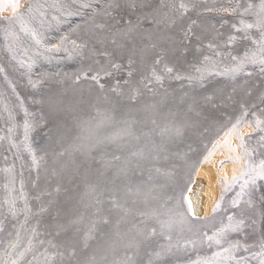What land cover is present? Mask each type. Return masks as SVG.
I'll return each instance as SVG.
<instances>
[{
	"label": "rangeland",
	"instance_id": "rangeland-1",
	"mask_svg": "<svg viewBox=\"0 0 264 264\" xmlns=\"http://www.w3.org/2000/svg\"><path fill=\"white\" fill-rule=\"evenodd\" d=\"M20 1L12 13L2 12L0 6V264H72L81 260L82 250L88 253L82 254L81 264H95L88 225H92V122L101 113L93 105L98 99L117 105V110L149 113L162 108L166 115L159 122L163 124L166 116L175 118L156 131L171 132L161 147L168 161L151 165L161 173L158 180L164 190L163 200L155 203L163 215H170L160 225L170 230L162 238L152 236L154 251L145 253L136 235L130 241L120 240L102 264L108 260L111 264H264V177L250 171H260L264 161L262 0ZM86 108H92L94 117L84 116ZM132 119L135 122V116ZM246 122L255 130L241 137L245 167L226 186L213 212L196 216L187 191L199 163L218 135ZM67 128L69 138H63L59 132ZM136 151L138 156L131 161L114 156L121 161L120 166L113 165L118 181L129 177L135 164L139 163L135 173L141 172L144 153L139 154L145 148ZM51 152L71 153L69 162L78 165L70 162L73 168L68 169L76 171L71 173L66 166L58 171ZM79 163L90 171L78 169ZM75 224H80L76 231L81 239Z\"/></svg>",
	"mask_w": 264,
	"mask_h": 264
},
{
	"label": "bare ground",
	"instance_id": "bare-ground-1",
	"mask_svg": "<svg viewBox=\"0 0 264 264\" xmlns=\"http://www.w3.org/2000/svg\"><path fill=\"white\" fill-rule=\"evenodd\" d=\"M20 2H21L20 0H0V6L2 7L1 10H2V12L7 11V13H9V12L12 13L20 5ZM1 10H0V12H1ZM95 94L93 95V97H96ZM101 94H102V92H101ZM87 95H89V94H87ZM77 97H79V96H77ZM77 97H76V99H78ZM171 99H172V97H171ZM120 100L124 101L122 98H120ZM73 101H71V102H73ZM78 101H80V98L78 99ZM94 101H95V99H94ZM96 101L97 102L93 106L98 107L99 110L101 111V113L98 114V116L96 115L97 118L95 120L93 119L94 122H92V120H91L92 127L94 128V132H93V136L92 137L94 138L93 140L95 142V147H91V148H94L93 149L94 150V161L92 160L94 162V164L92 165L93 168L91 167L92 168V172L91 173H92V177H93V181H92L93 184H91L92 185V200H91V207H92V210H91V214H92L91 215L92 216L91 219L92 220L91 221H92V225H88V226L92 227V228H90L91 231H92V240H91V242L90 241L89 242L91 243V246H90L91 251H93L95 253L94 254L95 258L92 260V262H94L95 264H102L101 262L102 261L104 262V257L108 256L110 251L111 252L113 251V246H114V244L116 242H118L120 240H124V239H129V241H130L132 239V238L130 239V237L132 235L133 236L136 235L137 237L140 238V240H141L140 242H142L141 247H142V250L145 253V251L149 252L150 249H153L152 251H154V245H153V243L151 241V239L153 238L152 236H158V237L162 238V236L165 234V232L170 230L168 225H167L168 228L166 227V229H163V227L160 225V223L163 222V220L166 219V221H168L170 219L169 218L170 215L165 212L166 215H167L166 216L164 214L166 216L165 217L162 214V212H163L162 208H160L159 206L156 205L157 201L160 202V201L163 200L164 190L162 188H160V180H158V177H159V179H161V177L159 176L160 172H158L154 166L153 167L155 169L151 168L152 167L151 165H156V164H160L162 162L168 161L165 158H163L162 151H161L162 148L161 147H162V144H164L168 140V139L166 140L167 135L170 134L171 132L168 133V134H166L167 132L166 133H162V135H161L160 133H157L156 131L161 129L162 128L161 126H163L164 124L166 125V124H168V122L170 123V121H173V119H175V118H172V119L168 120L169 116H166L168 118L165 120L166 122L163 121V122H165L163 124V123H161L162 121L159 122V120H161L162 117L166 115L165 113L162 114V112H160V111H162L161 110L162 108L161 109L158 108L160 110H158V109L155 110L154 109L153 111L151 109V112H149V113H142V112H140L141 110H139V109L138 110L137 109L136 110H132L130 108L131 110L130 109L126 110V107H125V109L123 108L124 110L121 109V108H119L117 110V105L113 104V105L110 106V102H107V103L106 102H102V100L100 101V99H98ZM160 101L161 100H159V102ZM175 101H178V100L176 99ZM175 101L173 103H175ZM81 102H82V100H81ZM125 102L126 101H124V104H125ZM170 102H171V100H170ZM53 103L54 102H52V104ZM119 103H121V101ZM178 103H179V101H178ZM129 104L131 105V103H129ZM134 104H135V102H134ZM162 104L163 103L161 102V106L165 109V112L169 111V109L167 110V108H165L163 106V105H165V103L163 105ZM62 105H63V102H62ZM62 105H60V106H62ZM65 105H67V104L65 103ZM85 105H88L87 102H86ZM90 105H91V103L89 104V106ZM121 106H125V105H121ZM126 106H128V104ZM132 106H129V107H132ZM159 106H160V104H158L157 107H159ZM57 107L58 106H56V108ZM78 107L81 108V106H79V105H78ZM154 108H156V107L154 106ZM74 110H75V108L72 110L73 113H74ZM83 113H84V116L86 115V117L88 119V118H91L90 116H93L94 111L91 108V109L84 110ZM134 116L136 118L135 122L132 119ZM151 116L153 118L155 117V119H157V120L155 122L154 121L152 122L151 119H150ZM187 117H189V116H187ZM181 119L183 120V118H181ZM185 119H184V121H187V118H185ZM129 120H131V122H129ZM152 120H154V119H152ZM182 120H180V121L182 122ZM82 121H84V120H82ZM128 122L130 124H127ZM83 123H85V122H83ZM71 126H72V124L70 125V127H68V128H70V130H71ZM62 127L60 128V130L62 129ZM66 127H67V125H66ZM66 127H63V128H66ZM68 128L66 129V131H64V129H63L62 132H59L60 130L57 131V132L62 133L63 134L62 135L63 138H69V137H67L68 136L67 135L68 134V131H67ZM146 128L148 130H145ZM238 130H240V131H238ZM254 130H255V127L250 122H246V123L242 124L239 127V129H238L237 126L232 125L229 128L225 129L220 135H218L213 140V142L209 146L208 150L204 154L201 162L199 163V165L197 167V170L195 172L194 180L191 183V185L189 186L188 191H187V194H188V197L190 199L191 206H192V211H193V213L196 216L200 217V216H208V215H210L213 212L216 204L220 200V198H221V196H222V194L224 192V189L231 182V180L233 179L234 175L236 173L240 172L241 170H243V168L245 167V162H244V151H243L242 144H241V137H243L244 134H246L248 132H252ZM239 132H240V134H239ZM134 134H136V135L134 136ZM176 135H177V133H176ZM56 136H61V134L60 135L56 134ZM69 136H70V134H69ZM172 137H176V136L172 135ZM57 139H59V138H54V140H57ZM174 140H176V139L174 138ZM169 141H172V140H169ZM91 144H92V142H91ZM91 144H90V146H91ZM172 144H173V142H172ZM83 146H85V145H83ZM58 147L59 148H63L64 146H63L62 143H60L58 145ZM140 147L141 148L142 147L145 148V151H142V153L139 154V157H140L144 153V156L142 157L143 158L142 159L143 163H142L141 166H139V169L141 170V172L137 173V174H140V175H137L135 173L134 169H136V168H134V166L136 164L133 166V163H132L133 161H132L130 163H132L131 166H133V168L132 167L131 168L133 169V172H131V170L129 169L130 173H132V174L128 173V174H130L129 177H127V175H125L124 177L121 178L122 180L120 179L118 181L116 176L114 175V171H113L114 170L113 169L114 166L113 165L117 164V167H118V166H120V162L121 161L118 162V158L116 159L115 155L119 154V158L121 157V159H119V160H123L124 162L125 161H131V160H133V158L135 159V157L138 156V153H137V155H135L133 153L134 150L136 151ZM77 151H76V153L72 151V153H75V154L78 155ZM66 152H68V151H66ZM136 152H138V151H136ZM70 154L66 153L64 155H58V153H57L56 156H54V154H53L54 159L56 158V161L55 160L54 161L56 162V169L58 171H62L63 167L65 169V166L67 167V169H68V167H70V168L72 167L73 168V166H72L73 163L72 162L74 160L72 162L70 161L72 164L69 162V157H70L69 155ZM53 156H51V157H53ZM78 157H76L75 159H78ZM112 157L115 158V160H117V161H114L113 159H111ZM81 158H83V157H79V159H81ZM140 160L138 162H140ZM86 161H87V159H86ZM55 162L53 164H55ZM68 163H69V166H68ZM89 164H87V165H89ZM138 164L136 166H138ZM75 165H76L75 167H77L78 164H75ZM79 165H80V163H79ZM121 165H123V164L121 163ZM49 166H51V165H49ZM53 166H55V165H53ZM80 167H81V165L78 167V169H80V170H85L86 169V168L85 169H81ZM83 167H86V166H83ZM117 167H116L115 170H117ZM125 168H124L123 171H125L127 169V168L126 169ZM50 169H52V168H50ZM54 170H55V167H54ZM72 170L74 171V169H72ZM72 170H71V173H73ZM86 171H87V169H86ZM89 171H90V169H88L87 172H89ZM68 172H66V173H68ZM82 172H84V171H82ZM82 172H80V173H82ZM87 172H85V174ZM125 172H124V174H126ZM119 173L122 175L123 172L121 173V171H120ZM77 174H79V172ZM65 176H67V175H65ZM83 176L85 177V175H83ZM60 177H62V176H60ZM67 177H68V179H70L71 175H70V177L69 176H67ZM84 177H81L80 179H82ZM124 178H126V179L123 180ZM162 178H163V175H162ZM53 179H54V177L51 180L52 182L51 183L49 182L50 184L55 182V181H53ZM56 179L57 178H55V180ZM90 179H91V177H90ZM57 180H60V179H57ZM60 181H62V178H61ZM116 184H118V186ZM119 184H121V187H120ZM173 185L175 186V183ZM166 188H168V187H166ZM75 189H73V190H75ZM73 190L71 189V191H72L71 193H73ZM83 190H85V188ZM89 190H91V189H89ZM67 195H69V194H65V196H67ZM166 195H168V194H166ZM87 196H89V195H87ZM62 198H64V197H62ZM78 198H80V197H78ZM61 199H60V202H61ZM66 199H67V197H66ZM83 200H84V198H83ZM83 200H82V202H83ZM63 202L64 201H62L61 203L63 204ZM65 202L67 203L68 201L65 200ZM78 202H80V201H78ZM82 202H81V204H82ZM87 205H88V203H87ZM78 206H79V203H78ZM81 208H82V206H81ZM80 210L81 209H79V211ZM85 210H87V209H85ZM177 210H178V207H177ZM72 212H75V211H72ZM66 213L68 214V210H67ZM84 213H85V211H84ZM171 213H174V211L173 212L171 211ZM82 215H84V214L82 213ZM82 215L80 214L79 216L81 217ZM87 215H89V214H87ZM174 215H176V214H173V217H174ZM66 216H65V218L67 219ZM80 217H79V219H80ZM86 218H88V217H86ZM86 218H84L83 220L85 221ZM167 218H169V219H167ZM176 218H178V217L176 216ZM176 218H173V219L176 220ZM64 219H63V222L66 223L67 220L65 219L66 221H64ZM173 219H171V220L173 221ZM183 220H184V218H183ZM76 222H77L76 224H78L79 221H76ZM84 224H85V222H84ZM170 224H172V223H170ZM63 225H65V224H63ZM79 225L75 226V228H76V229H74L75 231L78 229V227H80ZM159 226H161V228ZM174 226H176V224L173 225V227ZM151 227H154V229H152ZM71 229H72V226H71ZM86 229H88V228L86 227ZM75 231H74V233H75ZM77 231H76V233H77ZM84 231H85V228H84ZM85 232L87 233V231H85ZM77 234L79 235V232ZM66 235L69 236L68 233L65 234V237H66ZM76 238H78V236H76ZM76 238H74V239H76ZM79 238L81 239L80 235H79ZM85 238H83L81 240V242L82 241L85 242L84 241ZM89 238H91V236ZM161 238H157V239L159 240ZM174 239H176V238H174ZM77 241H78V239H77ZM86 241H87V239H86ZM63 242H66V240L63 241ZM63 242H61L60 244H62ZM155 242H157V241L155 240ZM73 243H72V245H73ZM75 243H76V246H77L78 242H75ZM81 244L82 243H80V245ZM89 244L87 243V245H89ZM119 244L121 245V242H119ZM73 246H75V244ZM120 247H122V246H120ZM134 247H135V245H134ZM127 248H128V246H127ZM115 250H116V252L118 251L117 249H115ZM129 250H128V252H129ZM135 250L136 249H134V251ZM83 253H88V252L84 251V250L80 251V253L78 255H80L81 258L78 257V255H77L76 259L80 258L81 260L80 261L78 260L79 262L78 261L76 262V260H75V262L73 261L74 263H72V264H81L82 261H83V258H82V254ZM113 253H115V251ZM135 253H136V251H135ZM177 253H180V252H177ZM132 254H133V252H132ZM142 254H143V252H142ZM113 255L114 254H112V253L110 254V256H113ZM115 255H117V254H115ZM118 255H120V254H118ZM152 255H154V254L152 253L151 256ZM89 256L90 255H88V257ZM148 256L150 257V255H148ZM123 258H125V255H124ZM123 258H122V260H123ZM148 258H147V260H148ZM112 259H114V257H112ZM142 259L143 258H141V261H142ZM72 260H74V259H72ZM107 262H108L107 264H111L109 262V260ZM122 262H124V260ZM90 263H91V259H90ZM112 264H114V263H112Z\"/></svg>",
	"mask_w": 264,
	"mask_h": 264
},
{
	"label": "snow or ice",
	"instance_id": "snow-or-ice-1",
	"mask_svg": "<svg viewBox=\"0 0 264 264\" xmlns=\"http://www.w3.org/2000/svg\"><path fill=\"white\" fill-rule=\"evenodd\" d=\"M135 6H136L135 3H133L132 7H135ZM182 7H183V5H182ZM261 7L264 8V0H262ZM248 27H251V25H248ZM209 46L211 47V45H209ZM168 71H171V69H168ZM157 79H160V77H157ZM250 171L255 172V176L264 177V161L261 162L260 171L257 172L254 169H251ZM242 175H243V173H242ZM255 176L251 177V183L253 185H255ZM234 179H236V178L234 177ZM249 202H251V201H249Z\"/></svg>",
	"mask_w": 264,
	"mask_h": 264
}]
</instances>
